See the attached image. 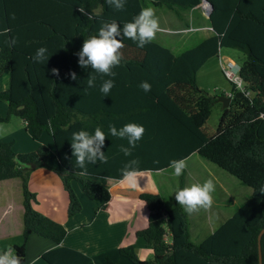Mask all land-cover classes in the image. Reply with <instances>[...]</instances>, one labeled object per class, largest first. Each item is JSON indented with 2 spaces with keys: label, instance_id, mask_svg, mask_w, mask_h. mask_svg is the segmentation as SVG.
<instances>
[{
  "label": "trees",
  "instance_id": "16d2710c",
  "mask_svg": "<svg viewBox=\"0 0 264 264\" xmlns=\"http://www.w3.org/2000/svg\"><path fill=\"white\" fill-rule=\"evenodd\" d=\"M207 1L213 7L207 18L208 37L177 55L153 40L141 49L125 39L119 65L123 68L117 70L156 75L149 82L161 84L165 95L150 91L142 99L179 109L171 129H152L154 145L160 142L161 147L164 142L170 150L183 149L185 157L197 151L251 189V194L226 222L196 244L190 238L188 214L176 204L175 196L168 209L159 194L140 193L138 199L149 214L146 227L135 236L151 247L153 258L142 261L120 248V256L131 264H258V235L264 229V0ZM201 4L202 0H126L125 9L115 11L105 0H0V30L11 29L8 36H0V78L9 76V87L0 91V101L7 106L0 123L15 117L23 121L33 139L50 135L57 160L55 167L49 165L50 151L44 145L32 153L17 154L13 142L0 141V182L16 181L22 193L20 232L0 239V253L11 247L21 264H26V245L34 234L56 244L43 253L46 264H93L89 256L61 245L65 228L32 208L35 196L27 188L33 170L54 172L68 198L67 217L72 218L82 210L74 183L88 200L101 202L105 210L110 193L91 177L104 172L106 178L120 179L98 163L88 165L81 175L72 156V133L94 132L96 113L95 90L87 88L89 75L95 73L90 67H79L76 53L105 22L115 20L122 27L147 7L164 9L182 21L184 13L201 11ZM8 37L17 38L15 47L5 44ZM40 47L50 57L45 63H34L31 57ZM221 49L243 53L245 60L239 66L243 89H232L230 105L223 109L210 137L203 127L216 97L197 87L196 75ZM53 69L58 75L52 74ZM156 114L152 111L153 117ZM170 141L176 142L170 145ZM182 188L181 183L178 190ZM165 236L169 244L164 242ZM260 251L264 264V234ZM105 262L117 264L107 257Z\"/></svg>",
  "mask_w": 264,
  "mask_h": 264
},
{
  "label": "crops",
  "instance_id": "0c3cea01",
  "mask_svg": "<svg viewBox=\"0 0 264 264\" xmlns=\"http://www.w3.org/2000/svg\"><path fill=\"white\" fill-rule=\"evenodd\" d=\"M187 16H184V19L179 21L180 23L178 24L181 28H179L178 31H181V33H189L192 30H202L206 33L205 38L210 35L211 30L207 26L208 17L202 8L201 11L195 9L188 12ZM222 52L223 49L219 51V54L216 57H228L226 53L223 54ZM228 60L232 61L231 59ZM220 63L221 61H219V65ZM121 68L123 67L119 66L116 69H113L116 73V76L114 77V87L111 89L107 97H104L100 93L99 86L103 79H108V77H101L96 73L94 74L96 76V87H94L96 94L94 127L95 129L100 127L107 136L105 144L101 150L108 156L107 164L98 162L97 165L107 169L111 174L120 175L121 177V170L124 168V165L131 159H139L140 163L138 169L143 175L138 179V186L129 187L126 183H118L119 179L106 178L107 173L104 172L97 174L99 176L96 178L91 177V179L106 187L110 193V201L108 202L106 209L102 210L101 202L88 200L82 195L79 184L74 183L73 188L79 198L78 200L80 201L82 210L78 215L68 218V198L58 176L54 172L44 168L35 169L31 172L27 183L29 192L35 196L32 208L61 224L65 228L67 233L61 245L89 256L92 259L93 264H106V257L117 264H131L120 256V248H126L135 253L142 261L151 260L153 258L151 247L147 245L143 239L135 236V232L146 227L149 214L144 202L138 199V195L140 193L159 194L167 208L161 194L162 192L154 182V177L168 174L170 170H172L168 167L171 160L185 159L187 164L195 156L200 157L197 151L192 152L185 157L183 153H181L183 149H177L174 151L172 148V150H170L164 142H162L161 147L160 142L157 145H154L156 140L153 139L152 129L158 127L164 128V126H166V129H171L172 120H174L173 118L175 115L178 117L179 109H177L175 105H172V109L167 105H155L156 101H153L151 104L142 99L145 92L140 89L139 85L143 81H147L151 84V91L158 93L159 95H165V90H163L164 88H162L161 84L159 85L154 82H152V84L149 82V80H152L156 75L143 72L133 73L117 70ZM158 74V77H160L161 74ZM8 87L9 76L7 83L0 89L6 90ZM226 96L231 97V93ZM6 110L7 106L0 104V117L5 116ZM152 111H157L158 114L153 117ZM128 123L142 125L145 132L142 139L137 143L136 148L133 150L132 155L125 157L119 148L120 145L127 146V141L110 136L108 134V126L112 124L119 129ZM16 127H19L18 131L16 130ZM45 134L46 133L42 134L39 139L31 138L32 136L29 131L26 130L23 121L15 117L10 118L7 122L0 123L1 142H13V150L17 154L32 153L40 146L44 145L48 147L50 157H54V159L49 158V165L55 167L57 165V160L54 143L50 135ZM44 135L47 136L46 138L48 139L44 138ZM175 142L170 141V145H173ZM161 169L164 171H158ZM220 171L222 173L215 171L211 176L215 184V191L212 194L213 202L214 199H219L221 195L222 197L230 198L233 203L237 200V206L231 210L224 211V217H220L222 211L221 213L216 214L215 218H219L220 220L217 219L219 222H216L217 220H215L216 226L213 228L211 226L209 234L202 240L226 222V220L247 201L251 194V189L248 188L249 191L244 189L245 186L242 187L243 185H241L234 177L228 175L222 170ZM185 173L186 170H184L183 175H185ZM199 173L200 171L198 170L197 174L199 176H205L207 180L211 178L210 176L206 177V175ZM186 175L187 177L184 179L183 188L189 186V183H187L189 174ZM8 182H10L12 188H17L16 181V183H13L12 181ZM177 187L178 186L174 184L173 188L175 190H177ZM174 196L175 193L172 196V206L174 205ZM17 209L20 216L22 211L21 203L17 204ZM9 210L8 206H4L0 212V239L17 235L20 232V218H18V215L15 216L16 220L14 221V225H11V222L5 221L6 216L9 214ZM188 222H190V215H188ZM167 238L169 239L168 236ZM55 247L56 244L53 242L31 234L26 245V264H46L41 258L43 253Z\"/></svg>",
  "mask_w": 264,
  "mask_h": 264
},
{
  "label": "clouds",
  "instance_id": "9594fccd",
  "mask_svg": "<svg viewBox=\"0 0 264 264\" xmlns=\"http://www.w3.org/2000/svg\"><path fill=\"white\" fill-rule=\"evenodd\" d=\"M106 4L115 11L125 9L126 0H105ZM82 12L83 10L80 9ZM161 31L159 20L156 17L155 9L151 7L143 8L131 22L125 23L122 27L115 20L105 22L101 25L96 35L90 36L84 40L81 50L76 53L78 65L82 69L91 68L92 73H96L103 79L99 86L100 93L107 97L114 87V77L116 73L114 68L118 67L123 59L121 49L125 47L123 41L131 40L138 48L143 49L147 44L155 39L156 34ZM10 28L0 30V36H8ZM5 44L9 47H15L16 37H8ZM47 49L40 47L35 55L31 57L34 63H45L49 59ZM53 75H58L56 69L52 70ZM72 80H76V74H70ZM96 87V76L89 75L87 79V88ZM145 93L151 91V84L143 81L139 85ZM145 129L142 125L128 123L119 129L114 125L108 126V134L120 140H126L127 146L120 145L119 150L125 157L132 155L137 143L142 139ZM107 136L104 131L97 127L90 133L85 130H79L72 133L71 149L72 156L75 158L76 167L81 170L83 175L87 172L88 165L108 163V156L101 149L105 144ZM139 159H131L121 170V177L118 183H126L129 187L138 186V179L143 173L138 169ZM173 170V174L179 177L187 167L185 159L171 160L168 165ZM158 171H164L163 169ZM111 179V178H110ZM215 191L213 179H208L202 184L193 183L175 192L176 204L180 205L188 215L199 213L201 210H209L213 204L212 194ZM264 192V189L261 190ZM0 264H21V258L15 254V250L8 247L0 253Z\"/></svg>",
  "mask_w": 264,
  "mask_h": 264
},
{
  "label": "rangeland",
  "instance_id": "374dc122",
  "mask_svg": "<svg viewBox=\"0 0 264 264\" xmlns=\"http://www.w3.org/2000/svg\"><path fill=\"white\" fill-rule=\"evenodd\" d=\"M155 14L159 20L161 31H159L156 34V37L153 41L168 48L175 55L181 53L185 49H188L196 45L200 40H202L206 36V33L202 30H192L189 33H181V31H178L179 28H181V26L178 24L180 23L179 21L181 20H178L173 14H171L170 12L164 9H159L155 11ZM184 16H187V13H184ZM222 53L223 54L226 53L228 57L223 56L221 58H217V57L211 58L197 72L196 75V83L198 88L204 91L210 97H216V99L218 97L230 94L232 92V89L235 87L231 82H229L224 77L223 72L221 71L219 65V61H221L222 65H225V63L229 61L228 59H231L236 65L241 66L245 60L243 53L237 49H223ZM7 79H8L7 74H4L0 78V88H2L7 83ZM236 89L239 90V88ZM0 91H3V89H0ZM0 104L6 105L4 102L1 101ZM222 112H223V108L221 103L214 102L211 108L210 116L203 127V130L207 136L211 137L215 134L218 126V121ZM16 130L18 131L19 127H16ZM45 135L44 138L47 137ZM50 158L54 159L53 156H51ZM185 170H186L185 175L182 174V176L179 177H176L173 174V170H170V172L166 175H160L154 177V182L157 185V187L160 188L162 192L161 194L164 198L167 208L172 206L171 205L173 198L172 196L178 190V188L181 187V183L183 185L184 179L187 177L186 174H189L187 183H189L190 186L193 183L202 184L207 180L205 176H199L197 174L198 170L200 171L199 174H204L206 175V177L207 176L211 177L215 171L222 173L213 164L198 156H195L189 163H187V167L185 168ZM11 181L13 183H16L14 180ZM174 184L178 186L177 190L173 188ZM10 185L11 184L8 181L0 182V212L2 211V208L4 206H8L10 210H9V214L5 218V221L11 222V225H14V221L16 220L15 216L18 215V218H20L19 211L17 212L18 210L17 204L21 203L22 201V193L17 183H16L17 188H12ZM244 189H247L249 191V189L246 187H244ZM236 201L237 200H235V202L233 203L232 200H230V198L222 197L220 195L219 199L217 200L214 199L212 207L209 210L207 211L201 210L197 214L190 215V222L188 223H189V231L191 234V240L193 242L198 243L205 236H207L211 230V226L212 228L216 226L215 220L219 219L217 217L215 218V215L221 213L222 211L220 217H224L223 215L224 211L231 210L232 208L237 206ZM216 222L219 221L217 220Z\"/></svg>",
  "mask_w": 264,
  "mask_h": 264
},
{
  "label": "built area",
  "instance_id": "2783aa9c",
  "mask_svg": "<svg viewBox=\"0 0 264 264\" xmlns=\"http://www.w3.org/2000/svg\"><path fill=\"white\" fill-rule=\"evenodd\" d=\"M221 65V68H222V72H223V75L224 77L229 81L231 82L235 88H239L240 90L243 89L242 87V81H241V78L239 76V70H240V67L238 65H236L233 61H227L225 63V65ZM164 242L166 244H169L170 243V240L167 238V236L164 237Z\"/></svg>",
  "mask_w": 264,
  "mask_h": 264
},
{
  "label": "water",
  "instance_id": "95a60500",
  "mask_svg": "<svg viewBox=\"0 0 264 264\" xmlns=\"http://www.w3.org/2000/svg\"><path fill=\"white\" fill-rule=\"evenodd\" d=\"M200 7L202 8L206 16L209 17V14L211 13L213 9L212 5L207 0H202V4L200 5ZM230 101H231L230 96H226V95L215 99V102L221 103L223 109H227L229 107ZM263 234H264V229L261 230L258 235V264H262V256H261V251H260V239Z\"/></svg>",
  "mask_w": 264,
  "mask_h": 264
}]
</instances>
